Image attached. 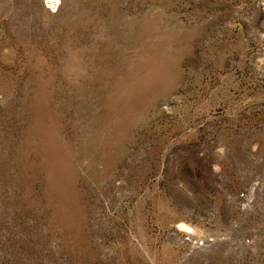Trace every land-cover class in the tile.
<instances>
[{"label": "rangeland", "instance_id": "rangeland-1", "mask_svg": "<svg viewBox=\"0 0 264 264\" xmlns=\"http://www.w3.org/2000/svg\"><path fill=\"white\" fill-rule=\"evenodd\" d=\"M0 264H264V0H0Z\"/></svg>", "mask_w": 264, "mask_h": 264}, {"label": "bare ground", "instance_id": "bare-ground-1", "mask_svg": "<svg viewBox=\"0 0 264 264\" xmlns=\"http://www.w3.org/2000/svg\"><path fill=\"white\" fill-rule=\"evenodd\" d=\"M53 1H57V0H53Z\"/></svg>", "mask_w": 264, "mask_h": 264}]
</instances>
